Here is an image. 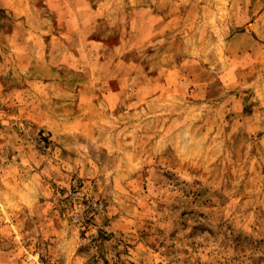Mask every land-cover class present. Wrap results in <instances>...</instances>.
<instances>
[{
    "label": "rangeland",
    "instance_id": "1",
    "mask_svg": "<svg viewBox=\"0 0 264 264\" xmlns=\"http://www.w3.org/2000/svg\"><path fill=\"white\" fill-rule=\"evenodd\" d=\"M0 264H264V0H0Z\"/></svg>",
    "mask_w": 264,
    "mask_h": 264
}]
</instances>
